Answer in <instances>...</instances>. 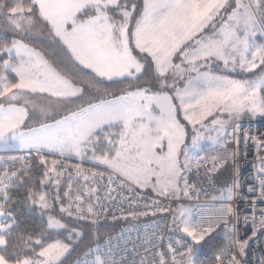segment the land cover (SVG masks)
Listing matches in <instances>:
<instances>
[{
  "label": "snow or ice",
  "instance_id": "6c2138e0",
  "mask_svg": "<svg viewBox=\"0 0 264 264\" xmlns=\"http://www.w3.org/2000/svg\"><path fill=\"white\" fill-rule=\"evenodd\" d=\"M253 8L264 23V0H0V19L21 32L45 23L62 53L56 66L21 40L0 47V55L7 56L3 60L5 72L15 73L11 81L0 75V142L15 140L21 148L36 151L47 168L45 178H55L57 184L61 175L56 168L58 161L53 160L48 167L39 155L43 150L104 165L111 173L109 183L115 175L123 182L137 187L151 185L154 191L167 194L170 188H177L183 170L191 165L188 126L191 147L195 148L204 138L200 129L211 127L217 135L207 138L219 142L228 123L222 116L232 119L249 112L264 117V45L249 42V36L258 31ZM213 64H222L232 72L259 68L260 73L255 80L234 79L207 70ZM144 79L148 80L146 86L113 94V99L101 92L102 81L131 85ZM181 82L182 87L178 86ZM37 95L67 114L53 116L54 123L42 122L24 132L28 97ZM21 100L23 106L18 105ZM39 110L47 116V107ZM209 117L212 119L206 123ZM182 154L183 165L179 159ZM211 160L212 171L226 162L216 156ZM13 177L19 178L16 172L0 174V197L6 203L10 202L6 189ZM28 198L36 202L33 196ZM76 200L80 201L76 218L85 219L82 198L77 196ZM39 202L47 207L44 196ZM71 208V204L61 207V212L72 216ZM87 212H93L91 206ZM230 212V208L216 209L217 220ZM11 215L0 204V217L4 218L0 221V264H62L69 245L60 240L45 243L38 238L34 241L38 250L30 247L9 253L6 237L11 236L15 223L14 219L8 222ZM207 222L185 217L179 228L199 244L209 231L204 226ZM48 226L66 227L52 217ZM259 228L264 229V209ZM255 231L254 224L253 234ZM72 238L70 234L68 239ZM244 247L245 243H240L241 253ZM167 251L170 262L161 251L157 253L158 264H192L191 246L177 253L169 244ZM177 255L182 259L177 260ZM110 261V254L98 253L92 264ZM229 264H238L235 256Z\"/></svg>",
  "mask_w": 264,
  "mask_h": 264
},
{
  "label": "built area",
  "instance_id": "2783aa9c",
  "mask_svg": "<svg viewBox=\"0 0 264 264\" xmlns=\"http://www.w3.org/2000/svg\"><path fill=\"white\" fill-rule=\"evenodd\" d=\"M245 1L250 3V0ZM253 12L264 39V23L255 8ZM222 145L203 152L201 166L195 164L187 171L185 205L193 222L209 221L204 224L209 228L206 233H218L222 246L217 254L221 260H216V264H229L232 256L238 264H264V229L259 228L261 210L264 209V185L261 184L264 179V117L233 123ZM39 155L51 166L53 160L58 161L56 168L65 182L66 206L71 204L72 217L77 221L99 225L142 220L92 247L77 264H92L98 253L110 254V264H158L157 253L161 251L167 254L170 262L169 244L177 253L191 246L186 238L176 233V213L181 202L175 193L152 194L115 175L109 183L111 173L108 169L45 153ZM212 156L225 158L226 162L218 164L212 171ZM13 157L16 159H11ZM33 157H39L37 152L0 156V171L14 167L29 170ZM225 168L231 183L230 198L219 199L221 189L217 176ZM77 196L82 198L80 206L85 219L76 218L75 209L80 203ZM89 206L93 209L91 214L87 212ZM228 208L231 212L217 220L215 210ZM240 243H245L243 253ZM181 259L177 255V260Z\"/></svg>",
  "mask_w": 264,
  "mask_h": 264
},
{
  "label": "trees",
  "instance_id": "16d2710c",
  "mask_svg": "<svg viewBox=\"0 0 264 264\" xmlns=\"http://www.w3.org/2000/svg\"><path fill=\"white\" fill-rule=\"evenodd\" d=\"M4 30L5 28H0V47L10 46L11 42L15 39L28 38L11 33L9 30ZM260 39L261 38L257 39V43L260 44L263 40L264 44V39H261V41ZM27 41L40 51L50 63H55L56 66H59V61L62 59V53L60 52L61 45L56 39H33V37H31L30 39L28 38ZM5 59L6 57L4 55L0 57V75H3L4 72L3 60ZM258 71H260V69L257 70V72ZM14 78V76L8 75L10 81ZM101 84V92L106 94V98L113 99V94L122 95L126 89L134 90L137 87L146 86L148 80L144 79L131 85L128 83H113L107 81H102ZM75 107V105H72L73 109H75ZM65 114H67L66 110L63 112V115ZM205 151L206 150L203 152ZM47 164L48 167H51L48 161ZM6 171L9 173L16 172L19 177L18 179L17 177H13L10 186L6 189L9 194L10 202L6 203L3 197H0V204L5 206L6 212L12 214L11 217H9L8 222L12 223L13 219L15 221L14 231L11 236L6 237L9 241L8 252L20 251L21 249L27 250L30 247H37L38 250V246L34 244V241L38 238L45 243H53L56 240H59L61 238L60 236H57L48 230L46 218L40 213L39 208L35 205L33 199L28 198L29 196H33L37 202L39 197L41 195L43 196L45 193L44 184L46 182L45 172L47 171V168L40 163L39 157H33L31 168L29 170H22L18 167H14ZM3 172L5 171H0V174ZM228 177L227 168L223 169V171L217 176V182L219 183L220 189L222 188L223 183L228 182ZM59 181L60 182L57 185L58 196L60 203L65 206L67 200L65 196V182L60 177ZM140 221L142 222V220H126L124 222L116 221L105 222L99 225H90L75 219L73 223H71V226L76 225L83 230V247L81 248V252L84 253L85 250V255L88 250L98 243L128 229L126 228L127 225L132 227ZM177 234L186 238L194 249L191 256L192 264H216V256L222 246L217 232L206 233L204 239L201 240L199 244H196L181 233ZM29 238H31V240Z\"/></svg>",
  "mask_w": 264,
  "mask_h": 264
},
{
  "label": "rangeland",
  "instance_id": "374dc122",
  "mask_svg": "<svg viewBox=\"0 0 264 264\" xmlns=\"http://www.w3.org/2000/svg\"><path fill=\"white\" fill-rule=\"evenodd\" d=\"M244 2L246 3L245 0H244ZM5 22L7 24H9L6 20H5ZM2 26H3V24H2V21L0 19V27H2ZM34 28H35V30H34ZM40 29H41V27L34 24L31 27V29H29V30L32 32L33 37H37L36 33H39L38 31ZM29 30L22 31V32L21 31L17 32V30H15V31L17 32V34H24L25 35L27 33H31ZM258 38L263 39L262 34H261L259 29L255 35L249 36V42L254 44L255 46L264 45L263 40L261 41V39H260L261 43L260 44L257 43ZM203 70H205V69H202V71ZM207 70L211 71L213 74H216V75H226L229 78L240 79V80H255V79H257L256 74L260 73V71L257 72V70H259V68L256 69L255 72H242L239 70V68H237V70L235 72H232L230 70L225 69L222 64H213ZM7 73L12 74V72L9 70L6 73H4L3 75H6ZM178 86H183V82L178 84ZM28 100L30 101L29 104L27 105L28 110H29V117L25 121V126H30L31 124H33L34 122L37 121L36 119H38V118L36 117L35 111H38L37 109H40L41 106L47 107V109H48L47 116L50 117L49 118L50 120H53L52 119L53 116L59 117L62 114V113L59 114L58 111L59 110L61 111V109L54 102L50 103L49 100H42V99L31 98V97H29ZM18 105L23 106L24 101L23 100L19 101ZM53 109H55V110L57 109L58 111L56 110V113H54L55 110L53 111ZM52 113H54L55 115ZM56 114H58V115H56ZM257 116H259V115L253 116L251 113L245 112L237 118L229 119L226 115L220 117L221 119L228 120V123L225 124V126H224V132L221 133L220 138H219V142L213 143L212 139L207 138L209 135H211L214 138L217 135L215 131L211 130V127L208 130L200 129V134L204 138L199 140V142L195 148L191 147V126H188L189 136L186 140V144L188 146L187 155L191 161L190 168L192 166H194L195 164H197V161L200 160V158H201L200 154L204 150L212 149V148L218 147L222 144L223 139L225 138L227 129L231 124H233L235 122H243L245 120L248 121V120H251ZM211 119H212V117H209V120L206 121V123H208ZM46 120H48V118ZM25 126H22V129H21L24 132H26ZM18 148H21L19 146L18 141L8 140L5 142H0V150H7V149H14V150L16 149L17 150ZM179 159H180L181 164L183 165L184 160H185L184 155L183 154L180 155ZM86 160L88 161V163H91L95 166H100V167L106 168L104 165L96 164L93 161H91L90 159H86ZM190 168L183 170V172L181 174L182 178L178 181L177 188L176 189L170 188L167 192V193H169V192L175 193L176 196L178 197L179 201L181 202V204L179 205V207L177 209L179 224L176 227V232L181 233L183 235H185V233L180 231V228H179L180 221L182 219H184L185 217H190L189 210H188L187 206L185 205V200H186L185 178H186L187 171ZM52 175H53L52 173H49V176H52ZM228 176H229V174H228ZM57 185L58 184L55 182V178H53L51 180L46 179V182L44 184L45 193L43 194V196L45 198V202L47 204V207H41L39 200L37 202H35V205L39 208L40 213L46 218L48 225H49V218L50 217H52L53 219L58 220V221H60V223L66 225V227L62 228V229L50 228L48 226V230L50 232H53L55 235L60 236L61 238L59 240L64 242V243H67L69 245V251L64 255V257H62V264H77V262L83 257V255L85 253V250H84V253L81 252V248L83 247V230H82V228H79L76 225L71 226V223H73V221L75 219L72 216H69L66 212H61V207L67 208V206H66V204L64 206L60 203V199H59L58 191H57V188H58ZM230 186H231V183H230V180L228 177V182L223 183V186L221 188V195L218 197L219 199H228L229 198ZM139 188L146 191V192L152 193V194L163 195V194H160L159 189H156L154 191L153 187L151 185H149L147 187H139ZM181 211H183V216L180 215ZM2 220H4V218L0 217V221H2ZM129 227H130V225L126 226V228H129ZM70 234L73 237L71 240L68 239ZM186 237H188V236H186ZM188 238L191 239V237H188Z\"/></svg>",
  "mask_w": 264,
  "mask_h": 264
},
{
  "label": "crops",
  "instance_id": "0c3cea01",
  "mask_svg": "<svg viewBox=\"0 0 264 264\" xmlns=\"http://www.w3.org/2000/svg\"><path fill=\"white\" fill-rule=\"evenodd\" d=\"M1 21H2V24H3V26L2 27H0V28H5V30L6 31H10L11 33H14V34H17V32L13 29V27L11 26V25H9V24H7L6 22H5V20L4 19H1ZM36 25L37 26H39V27H41V29L38 31L39 33H36V35H37V37H33L32 35V32L31 33H27V34H17V35H20V36H25V37H28L29 39L31 38V37H33V39H48V38H52V39H54V37H53V35L51 34V32H50V30H49V27L45 24V23H43V22H39V23H36ZM4 30V31H5ZM34 30H35V28H34ZM27 38V39H28ZM27 39H22V38H20V39H18V40H21V41H23L25 44H27L29 47H31V48H33V49H35L36 51H38L30 42H28L27 41ZM57 40V39H56ZM38 52H40V51H38ZM2 55H0V57H1ZM5 57H6V59H7V56L6 55H4ZM10 63H12V64H15L16 63V60H11L10 61ZM4 73H6L5 72V70H4V72H3V74ZM7 75V77H8V75H12V76H14L15 77V73H12V74H10V73H7L6 74ZM107 82H109V81H107ZM180 87H182V86H180ZM31 97V96H30ZM29 98V97H28ZM31 98H37V99H42V100H48V99H45L43 96H40V95H37V96H35V97H31ZM38 111H35V113H36V117L38 118V119H36L37 121L36 122H34L33 124H31L30 126H25V130H26V132H29L30 131V129L31 128H38V127H40V125H41V123L42 122H46V123H54V120H50L49 118V116H44V115H42L41 114V112L39 111V109H37ZM57 110V109H56ZM56 110H55V112L54 113H56ZM58 111V110H57ZM65 111V110H64ZM64 111H58L59 112V114L60 113H62L59 117H57V118H63V112ZM54 113H52V114H54ZM55 115V114H54ZM56 115H58V114H56ZM40 118V119H39ZM48 118V120H46ZM245 121H247V120H245ZM232 125V124H231ZM230 125V126H231ZM229 126V127H230ZM229 127H228V129H229ZM227 129V130H228ZM223 141H224V139H223ZM223 143V142H222ZM23 151H34V150H32V149H29V148H18L17 150L15 149H7V150H0V155H6V156H8V155H13V154H17V153H19V152H23ZM36 152V151H35ZM41 153H45V154H49V155H53V156H57V157H63V158H67V159H71V160H79V161H83V162H86V163H88V161L86 160V159H84V160H82V159H80L79 157H75V156H60L58 153H55V152H49V151H47V150H43ZM200 156H201V154H200ZM88 164H91V163H88ZM93 165V164H92ZM100 167V166H99ZM107 169V168H106Z\"/></svg>",
  "mask_w": 264,
  "mask_h": 264
}]
</instances>
